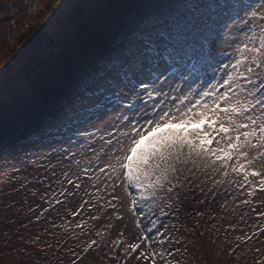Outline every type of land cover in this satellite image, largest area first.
<instances>
[{
	"label": "rangeland",
	"instance_id": "1",
	"mask_svg": "<svg viewBox=\"0 0 264 264\" xmlns=\"http://www.w3.org/2000/svg\"><path fill=\"white\" fill-rule=\"evenodd\" d=\"M212 3L214 0H0V264L6 258L17 264H71L73 260L81 264V248L85 240L92 239L99 244L83 264H126V260L127 264H142L134 255L125 258L124 250L128 243L136 242L142 230L153 235L147 233L151 221L165 240L180 239L181 244L172 246L180 248L175 255L180 264H259L264 260V234H259L264 228V218L259 216L264 211V194L257 191L249 197V187L229 183L209 192L212 179L198 173L196 185L206 182V194L198 186L185 184L176 189L180 201L175 193L162 192L159 198L138 201V211L132 213L128 210L130 197L119 189L122 203L116 210L111 206L96 210L111 199L102 185L98 192L93 187L101 184L102 177L82 179L80 190L64 179L65 173L73 180L77 173L83 177L81 170L96 163L97 153L103 154L106 145L101 136L107 138L106 131L115 132L116 126L135 118L143 101L133 102L132 96L140 91L141 80L147 83L159 77L156 82L165 81V91L169 85L175 88L179 84L182 90L191 87L197 92L221 81L224 66L238 56L236 45L244 42L248 28L237 24L219 33L209 46L203 25L210 16L215 19L209 7ZM117 4L136 6H110ZM97 20L108 21L109 27L86 48L67 57L72 42ZM122 26L127 27L129 51L122 65L106 69L118 57L116 50L124 48L116 46ZM140 32L144 41L134 42ZM193 66L196 71L190 72ZM144 98L149 105L157 99L155 94L152 99ZM52 104L58 118L49 113L42 120L39 109L53 108ZM129 104L133 106L127 107ZM232 179L243 182L242 177ZM62 187L75 195L67 199L58 195ZM53 196L63 204L53 200L49 207L46 201ZM245 199L252 202L245 205ZM84 201L90 203L84 205ZM81 205L80 215L73 217L71 213ZM167 205H179V211ZM46 207L49 210L37 220ZM162 208L169 214L161 215ZM76 222L86 223L83 235L74 226ZM253 231L258 239L230 254L231 247L239 243L236 238ZM153 247L158 252L169 248L167 244Z\"/></svg>",
	"mask_w": 264,
	"mask_h": 264
},
{
	"label": "snow or ice",
	"instance_id": "2",
	"mask_svg": "<svg viewBox=\"0 0 264 264\" xmlns=\"http://www.w3.org/2000/svg\"><path fill=\"white\" fill-rule=\"evenodd\" d=\"M110 6L130 8L136 5ZM209 7L214 10L215 15V19L210 16L203 25L205 41L209 46L219 33L230 30L237 24L248 28L244 42L236 45L238 56L230 65L224 66L225 75L218 84L202 88L199 92L191 87L187 91L182 90L179 84L175 88L169 85V90L165 91V81L156 82L159 77L147 83L143 80L139 82L140 91H135L132 101L142 100L143 104L136 109L135 118L122 126H116L115 132L106 131L107 138L101 136L103 144L106 145L101 150L103 154L97 153L96 163L93 165L90 162L89 167L81 170L83 177L77 173L73 180L67 173L64 174L67 184L72 185L75 190L81 189L82 179L87 182L103 178L100 185L94 184L93 187L98 192L102 185L111 199H106L99 207L93 205L97 211L104 206L117 209V205L122 203L117 189L130 197L128 210L132 213L138 211V201L159 198L158 194L162 192L175 193V198L180 201V194L176 189L183 188L185 184L190 188L193 185L198 186L201 193H205L206 182L196 185L198 173L212 179V186L207 188L209 192L217 185L235 183L239 187H249V197L254 196L257 191L264 194V0H259V3H249L246 0H214ZM107 27L109 22L106 20L92 22L72 42L65 55L69 58L76 55ZM211 55L209 51L208 56ZM194 71L195 66L190 69V72ZM174 93L176 94L173 95ZM154 94L157 99L154 104L149 105L144 97L146 95L152 99ZM52 174L55 176V172ZM232 177H242L243 182ZM249 177L257 178L258 182L254 184ZM133 190L138 194V199ZM58 195L67 199L68 196L75 195V192L62 187ZM53 200L55 204H63L62 200L53 196L46 201L49 207H52ZM251 202L248 199L243 201L245 205ZM89 203L90 201H84V205ZM167 207L173 208L172 205ZM48 210L49 208H44L36 219L39 220ZM81 210L83 205L71 215L79 216ZM173 210L178 212L179 205ZM168 214L161 209V215ZM259 216L264 218V211ZM90 218L98 219L96 216ZM151 225L147 233L153 235H147L142 230L136 242L127 244L124 257L134 255L142 264H158V261H163V264H180L175 259L180 248L172 247L181 244L180 239L165 240L164 233L156 227V222L151 221ZM74 226L83 235L87 225L76 222ZM137 226L139 227L138 222ZM164 227L167 230V225ZM64 228L66 232L69 231L67 225ZM96 234L101 235L100 232ZM259 234H264V228L259 230ZM254 238L258 239L255 231L251 235L237 237L239 243L231 247L230 254H235L241 245L254 241ZM38 240L39 237L32 244ZM98 244L96 239L85 240L81 248L84 253L81 264ZM154 244H167L169 248L166 252H158L153 247ZM183 247L186 249L187 244H183ZM76 255L79 256V253ZM5 264L17 262L6 258ZM71 264H76V261H71ZM259 264H264V260Z\"/></svg>",
	"mask_w": 264,
	"mask_h": 264
},
{
	"label": "trees",
	"instance_id": "3",
	"mask_svg": "<svg viewBox=\"0 0 264 264\" xmlns=\"http://www.w3.org/2000/svg\"><path fill=\"white\" fill-rule=\"evenodd\" d=\"M146 27H147V25H146ZM142 30H144V29H142ZM126 35H127V27L126 26H122L121 30H120V33L118 34V36H119L118 39L119 40L116 41V46L122 45V46H124V48L121 49V50H116L115 54L118 55V57H114L113 62L109 63L108 65H105L104 68L110 69V68H112L113 66H115L117 64L118 65H122L121 63H122V60H123V56H124L125 52L129 51L128 50L129 48L126 47L127 44L125 42ZM141 35H142L141 32L140 33H136V37L134 38V42L135 41H138V42L144 41V38L141 37ZM101 61H102V59H101ZM54 102H55V100H53L51 103L55 104ZM53 109H54V105H53V108H51L49 106H43L41 109H39L40 110L39 115L42 118V120L46 119L47 118L46 114L49 115V113H52L53 115H55L57 117L58 113H56ZM43 125H44V123H40V126H43ZM26 137H28V135ZM1 142H3V140H1Z\"/></svg>",
	"mask_w": 264,
	"mask_h": 264
}]
</instances>
